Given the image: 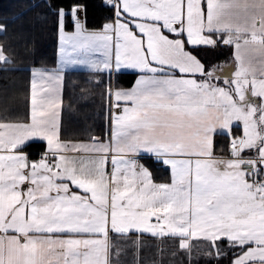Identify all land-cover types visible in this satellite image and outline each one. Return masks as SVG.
I'll list each match as a JSON object with an SVG mask.
<instances>
[{"label":"snow or ice","instance_id":"snow-or-ice-1","mask_svg":"<svg viewBox=\"0 0 264 264\" xmlns=\"http://www.w3.org/2000/svg\"><path fill=\"white\" fill-rule=\"evenodd\" d=\"M102 3L89 28L84 0H44L58 59L30 69L27 114L0 119V264H120L114 237L133 231L177 239L189 264L193 239L216 264H264V0ZM78 69L104 137L62 134Z\"/></svg>","mask_w":264,"mask_h":264},{"label":"trees","instance_id":"trees-1","mask_svg":"<svg viewBox=\"0 0 264 264\" xmlns=\"http://www.w3.org/2000/svg\"><path fill=\"white\" fill-rule=\"evenodd\" d=\"M84 3L88 27H98L107 11L102 0ZM0 23L7 25V31L0 33V44L12 53V63L0 64V119H14L28 112L30 69L55 66L58 35L44 0H0ZM228 53V49L208 50L207 56L209 60H222ZM93 75L83 70L68 71L65 75L61 126L68 139L88 140L91 136L104 137L107 132L106 102L101 87L89 82ZM134 79V75L125 74L119 83L129 87ZM143 162L155 167L148 158ZM114 238L122 249L120 264H189L177 239L145 238L138 243L135 234ZM198 247L197 253H191L192 264H216L215 260L201 258L203 249L200 244ZM224 262L220 264H227Z\"/></svg>","mask_w":264,"mask_h":264},{"label":"crops","instance_id":"crops-1","mask_svg":"<svg viewBox=\"0 0 264 264\" xmlns=\"http://www.w3.org/2000/svg\"><path fill=\"white\" fill-rule=\"evenodd\" d=\"M58 47H59V41L57 40V57H56V61H57V59H58ZM229 57H230V53H228V55H227V57L226 58H224V59H222V60H213V59H211V60H213V61H227L228 59H229ZM78 70H83V69H78ZM71 71H73V70H71ZM83 71H87V70H83ZM29 83H30V77H29ZM130 87V86H129ZM28 97H29V90H28ZM62 99H63V97H62ZM28 107H29V103H28ZM62 107H63V104H62ZM61 114H62V109H61ZM72 140H77V139H72ZM84 141H87V140H84ZM145 158H147L146 156H145ZM143 162V161H142ZM132 234H135L136 236H137V242L138 243H142L143 241H146L145 240V238H158V239H162V238H160V237H153V236H151V235H149V234H141V235H137V233L135 232V231H133V232H131L128 236H130V235H132ZM128 236H126V237H128ZM126 237H122V238H126ZM164 238H168V239H172L171 237H164ZM174 239V238H173ZM193 241H202V240H193ZM176 242L178 243V245H179V241L178 240H176Z\"/></svg>","mask_w":264,"mask_h":264},{"label":"rangeland","instance_id":"rangeland-1","mask_svg":"<svg viewBox=\"0 0 264 264\" xmlns=\"http://www.w3.org/2000/svg\"><path fill=\"white\" fill-rule=\"evenodd\" d=\"M226 57H227V56H226ZM226 57H225V58H226ZM193 240H196V239H193ZM193 240L190 241V244H191V246H192V253H195V252L197 253L196 250H198V248H199V247H198V244H200V247L203 249V252L206 251V248L204 247L205 242H202V243L200 242V243H198L199 241H193ZM183 251H184V250H183ZM184 252H185V251H184ZM203 252H202V253H203ZM202 255H203V254H199V256H201V258H204V259H205V257L202 256ZM225 262H227V261H225ZM225 262H224V263H225Z\"/></svg>","mask_w":264,"mask_h":264}]
</instances>
